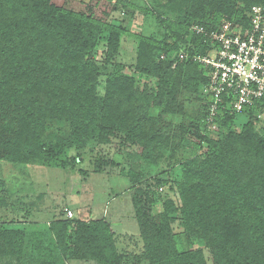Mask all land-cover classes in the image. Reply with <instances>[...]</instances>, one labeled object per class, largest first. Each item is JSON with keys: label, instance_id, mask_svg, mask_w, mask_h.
Masks as SVG:
<instances>
[{"label": "trees", "instance_id": "trees-1", "mask_svg": "<svg viewBox=\"0 0 264 264\" xmlns=\"http://www.w3.org/2000/svg\"><path fill=\"white\" fill-rule=\"evenodd\" d=\"M111 1L0 0V160L66 167V149L80 150L94 135L104 142L127 136L152 160L164 150L175 156L192 134L209 147L182 163L178 187L187 238L204 237L216 264H264V128L250 126L264 112V98L242 112L221 109L218 128H208L211 67L196 58L207 53V43L190 29L194 23L218 28L226 20L248 28L249 11L264 7V0H170L161 15L165 39L142 38L135 63L134 72L157 77L156 89L141 85L116 58L127 29L108 21L116 9ZM103 34L107 56L99 60ZM184 94L198 106L188 109ZM187 111L197 115L176 123ZM239 114L246 117L242 131L218 139ZM167 117L179 131L168 133ZM0 193L3 208L5 190ZM16 220L0 221V239L25 256L29 249L53 248L65 257L81 247L100 264L123 263L104 219H59L44 233L14 227ZM159 234L147 243L143 256L150 261L142 264H208L201 250L181 252ZM169 247L174 252L166 259Z\"/></svg>", "mask_w": 264, "mask_h": 264}, {"label": "rangeland", "instance_id": "rangeland-1", "mask_svg": "<svg viewBox=\"0 0 264 264\" xmlns=\"http://www.w3.org/2000/svg\"><path fill=\"white\" fill-rule=\"evenodd\" d=\"M80 1L87 3L91 0H75L77 3ZM169 1H111L116 9L110 12L108 21L118 22L127 29L120 34L116 56L118 61L127 65L124 68L126 73L135 70L142 38L153 37L157 41L165 39L161 15L166 11ZM106 56L107 41L103 34L96 58L102 60ZM134 73L141 85L146 83L149 88L158 87L157 77ZM100 80L99 91L103 96L105 78L102 76ZM186 96L184 94L182 98L188 99ZM197 106L195 101L187 102L188 109ZM187 112L190 114L186 119H175L176 123H188L190 117L197 115L194 111ZM256 116L257 119H252L250 126L261 131L264 128V112ZM170 120L167 117L162 122L171 128L168 133L179 131V125H171ZM245 120V115L239 114L235 127L221 128L218 139L231 131H242L241 124ZM97 137L85 138L87 144L80 150L67 148L64 157L66 167L55 164H14L0 160V191L5 190L6 197V205L0 207V221L20 219L19 223L13 224L14 227L44 233L49 232L50 227L59 219H104L110 224L117 251L123 257L122 264L149 262L143 256L146 245L161 231L173 239L177 250H201L208 264H216L210 244L204 237L187 238L178 187V182L183 179L182 163L193 156L205 155L208 143L187 133L176 149L175 156L171 150H164L163 156L155 152L151 156L152 160H147L139 143L127 136H114L109 142L98 140ZM132 177H137V180ZM171 202L176 209L171 210ZM66 207L73 211L72 216L68 215ZM71 229L75 230L74 226ZM168 249L166 259H170L174 252L170 247ZM69 255L63 257L53 248H40L29 249L25 256L0 239V264H48L45 261L47 257L53 259L49 264L53 261V264H100L92 258L91 252L81 247Z\"/></svg>", "mask_w": 264, "mask_h": 264}, {"label": "built area", "instance_id": "built-area-1", "mask_svg": "<svg viewBox=\"0 0 264 264\" xmlns=\"http://www.w3.org/2000/svg\"><path fill=\"white\" fill-rule=\"evenodd\" d=\"M248 17V28L232 20L218 28L199 23L190 27L207 43V53L196 58L211 67L205 92L211 95L206 122L213 130L218 128L221 109L242 112L264 98V7L252 6ZM65 210L73 215L72 210Z\"/></svg>", "mask_w": 264, "mask_h": 264}]
</instances>
